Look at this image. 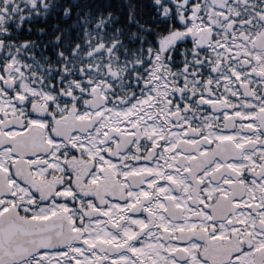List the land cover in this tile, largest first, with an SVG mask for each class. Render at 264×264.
Segmentation results:
<instances>
[{
  "label": "snow or ice",
  "instance_id": "snow-or-ice-1",
  "mask_svg": "<svg viewBox=\"0 0 264 264\" xmlns=\"http://www.w3.org/2000/svg\"><path fill=\"white\" fill-rule=\"evenodd\" d=\"M0 264H264V0H0Z\"/></svg>",
  "mask_w": 264,
  "mask_h": 264
}]
</instances>
